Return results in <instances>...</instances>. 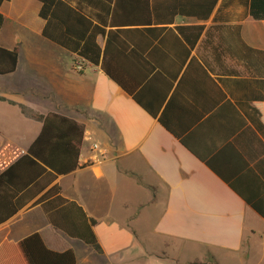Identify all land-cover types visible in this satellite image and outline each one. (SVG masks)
Wrapping results in <instances>:
<instances>
[{"label":"crops","instance_id":"obj_1","mask_svg":"<svg viewBox=\"0 0 264 264\" xmlns=\"http://www.w3.org/2000/svg\"><path fill=\"white\" fill-rule=\"evenodd\" d=\"M76 1L100 11L101 0ZM41 5L0 0V46L19 49L15 70L0 75V173L42 127L21 106L83 124L79 166L54 182L95 219L103 252L52 226L40 204L1 223L0 243L38 232L52 250L71 248L76 264H179L159 251L179 262L212 255L217 264H264V218L158 120L164 114L224 173L246 160L264 181V24L249 0H216L204 20L179 14L157 24L164 29L144 51L155 66L142 91L153 107L160 102L156 117L99 66L81 61L74 70L75 55L42 36ZM197 24L198 38L177 29Z\"/></svg>","mask_w":264,"mask_h":264},{"label":"trees","instance_id":"obj_2","mask_svg":"<svg viewBox=\"0 0 264 264\" xmlns=\"http://www.w3.org/2000/svg\"><path fill=\"white\" fill-rule=\"evenodd\" d=\"M40 1L39 15L45 20L42 36L74 54L75 64L86 61L99 66L153 117L158 114L160 102L153 107L142 91L155 66L151 51L145 55L144 51L164 29L157 24L172 23L179 14L204 20L216 4V0H101L94 3L100 6V11L87 12L80 1L74 5L71 0ZM249 13L264 24V0H249ZM3 20L0 13V28ZM177 29L184 37L190 29V37L198 38L203 25L177 26ZM141 40L146 44H140ZM18 54V47L0 46V75L15 70ZM21 107L23 112L41 120L42 127L26 152L0 173V224L22 208L40 204L52 226L102 253L93 230L95 219L87 216L75 201L62 197L60 186L54 182L59 175L79 166L83 124L60 114L42 115ZM257 108L264 124V104H258ZM158 120L264 218V181L246 160L234 171L224 173L213 158L197 154L182 133L167 123L164 114ZM0 264H76V256L71 248L62 251L48 248L40 234L34 232L17 242H1Z\"/></svg>","mask_w":264,"mask_h":264},{"label":"rangeland","instance_id":"obj_3","mask_svg":"<svg viewBox=\"0 0 264 264\" xmlns=\"http://www.w3.org/2000/svg\"><path fill=\"white\" fill-rule=\"evenodd\" d=\"M159 253L163 254L167 258V260H169L170 262L179 263V264H188V262H179L177 259H175L173 254L167 253L166 251L165 252L159 251ZM198 262L199 263L197 264H217L215 258L212 255L205 256L202 260H199Z\"/></svg>","mask_w":264,"mask_h":264},{"label":"built area","instance_id":"obj_4","mask_svg":"<svg viewBox=\"0 0 264 264\" xmlns=\"http://www.w3.org/2000/svg\"><path fill=\"white\" fill-rule=\"evenodd\" d=\"M82 64H81V62H79V63H76L75 65H74V70H76V71H81L82 70ZM91 148L93 149V150H97V151H100L101 153H103L104 151H103V149H102V147H101V145H100V143L98 142V141H91Z\"/></svg>","mask_w":264,"mask_h":264}]
</instances>
